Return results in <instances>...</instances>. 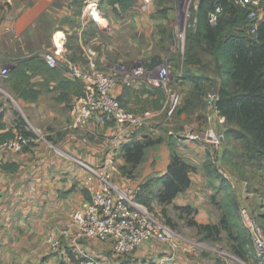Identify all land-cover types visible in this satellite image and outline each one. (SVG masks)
<instances>
[{
  "label": "crops",
  "instance_id": "obj_1",
  "mask_svg": "<svg viewBox=\"0 0 264 264\" xmlns=\"http://www.w3.org/2000/svg\"><path fill=\"white\" fill-rule=\"evenodd\" d=\"M81 1L88 3L101 0ZM139 4L137 0L128 10L120 9L119 14H116L112 6L108 4L110 12L107 15H101V19L111 29L120 28L125 23L126 26L121 29V32L126 33L128 24L135 27L147 23V15L144 13L127 15L130 9ZM0 6V71L3 56L29 59L30 52L36 47L41 50H51L54 47L52 35L56 33L73 31L80 33L84 30H92L91 21L89 22V15L92 12L90 11L89 15L86 14L85 4L80 11L75 0H0ZM92 24L102 31L106 27L95 18ZM66 48L69 50L68 55L71 59L84 63V60L79 59L80 44L77 45L78 51ZM98 65L100 66L99 63ZM32 66L34 63H30L29 68ZM44 67L47 68V65ZM53 69L60 70L62 75H46L51 83L50 90L41 91L38 86H33L40 90L36 101L19 97L31 113L32 118L28 120L31 121L29 124L32 127H41L47 123L55 127V130L66 129V135L56 140L59 141L58 143L52 142V139L38 137L35 145L23 152L0 148V183L2 185L0 189V264H78L69 252L68 238L59 234V229L65 225L71 211L79 207L88 197V191L84 186L87 171L73 160L72 156L95 167L106 165L116 177L115 179L136 196L144 184L148 185L147 192L159 191L162 187V177L167 173L171 153L176 152L192 166L189 173L191 185L179 193L171 205L192 206L195 220L200 224H218L221 221L226 196L222 197L223 200L219 198L224 191L218 190L221 185L220 178H214L212 185L210 183L205 167L209 152L205 145L192 141L186 136L178 137L180 133L175 135L172 130L169 132L170 136L163 133L152 137L157 143L148 149L145 160L137 167L134 176H130L122 169L126 164L124 157L126 143L118 138L116 125L102 126L92 121L86 130H74L71 127V112L66 103L60 100L63 90L60 88L55 90L54 87L64 77L75 78L67 74V68L62 63ZM37 72L32 76L33 83H37L36 80L42 78L38 76L42 74L39 69ZM34 76L38 77L34 79ZM1 77L0 74V79ZM173 86L177 90L184 88L181 104L183 108L193 91V85L190 83ZM163 90V87L157 83L140 77L132 86L119 85L115 94L131 110L149 113L154 117L161 115L164 111L165 98H162L160 92ZM1 92L0 85V104ZM4 112V121L8 128L15 129L17 123L14 121L11 110L6 109ZM179 113H181L179 117L183 125H179L175 130L176 133L188 126L195 132L209 123L216 126L227 125L221 123L216 115L210 120L206 106L199 108L196 104H191L188 110ZM142 139L143 137L138 135L134 141ZM228 143L238 149L241 147V142L238 140L228 141ZM13 163L18 164L16 169L3 168L4 164ZM251 194L249 193L250 196ZM149 197L153 196L149 194ZM151 205L161 207L155 198L152 199ZM260 208L257 215L262 220L264 202L261 203ZM237 218L239 222H242L240 213L237 214ZM55 230L62 243L58 248L53 249L48 244L47 238ZM82 245L89 254L99 258L103 264H155L163 256L170 255L166 245L155 241L144 243L131 254L117 253L108 239H84ZM211 260L212 257L205 256L200 251L189 253L179 251L167 264H218L216 259ZM259 263L264 264V258L260 259Z\"/></svg>",
  "mask_w": 264,
  "mask_h": 264
},
{
  "label": "trees",
  "instance_id": "obj_2",
  "mask_svg": "<svg viewBox=\"0 0 264 264\" xmlns=\"http://www.w3.org/2000/svg\"><path fill=\"white\" fill-rule=\"evenodd\" d=\"M136 1L101 0L99 7L107 2L112 6L113 11L119 14L120 9L128 10L135 5ZM75 3L82 11L83 1L75 0ZM218 7H221L222 11L218 15L217 23L212 24L209 18L210 13ZM185 45L184 78L193 85V91L186 100L185 106L183 108L180 106L178 112L188 110L191 104H196L199 108L207 107V93L213 87L217 89L220 94L218 107L227 124L226 139L241 142L240 149L224 148L219 156L220 162L230 164L237 170L241 178L248 182L249 190L260 193L264 200V21L259 23L256 33H251L246 8L237 6L230 0H199L195 11V27L187 31ZM202 55L211 57L212 71L217 75L216 79L191 72L192 66L203 64ZM36 58L41 57L36 56ZM145 62L149 67L158 64L154 59H148ZM29 66L28 60H19L5 80L13 83V88L20 97L36 101L40 90L29 83ZM203 66L206 69V65L203 64ZM160 92L162 98H165V93ZM82 93L83 91L78 95ZM4 117L5 112H0V147L5 141L14 138L17 133L26 136L35 135L21 120L17 122L16 130L9 129ZM156 143L157 141L149 136H144L139 141L126 143L124 173H133L145 160L148 149ZM29 148V146L25 147L24 151ZM17 167V163L3 165L5 169ZM205 167L211 185L214 178H220L221 185L218 190L229 186L227 185L229 180L219 175V165L210 157ZM191 170L192 166L176 152H172L167 173L162 177V187L154 193L147 192V184L142 185L136 195L137 200L147 207L151 206L153 198L161 207L173 204L176 196L191 185L189 175ZM149 194L153 197H149ZM239 207L240 201L236 195L227 196L224 212L218 224L198 223L194 217V208L190 205L175 208L187 212L191 216L189 226L196 227L199 235L206 239L220 235L223 230L228 231L230 238L237 243L235 251L245 257L249 250H252L253 245L250 235L237 218ZM164 214L165 217L168 216L167 211H164ZM262 220L264 224V218ZM168 221L172 223L170 218Z\"/></svg>",
  "mask_w": 264,
  "mask_h": 264
},
{
  "label": "built area",
  "instance_id": "obj_3",
  "mask_svg": "<svg viewBox=\"0 0 264 264\" xmlns=\"http://www.w3.org/2000/svg\"><path fill=\"white\" fill-rule=\"evenodd\" d=\"M150 2V0H144ZM237 6L246 8L250 20L251 33H256L259 23L264 21V0H230ZM221 7L210 13V22L216 24ZM93 14V11H92ZM94 18L99 21L97 17ZM54 36V49L44 54V59L50 67H58L61 63L67 68V74L83 83V93L77 95L71 108V127L74 130H86L90 122L107 126L114 124L118 127L117 136L121 142L134 141L138 135L147 136L142 131L147 127L151 117L149 113H139L128 108L115 94L119 85L132 86L136 79L147 77L157 83L164 90H168V68L160 64L149 67L146 62L135 63L128 69H104L98 65L95 52L86 51L84 63L71 59L66 48V37ZM16 65V64H15ZM6 64L0 74L8 78L15 67ZM220 94L213 87L206 95V104L211 120L215 115L221 123L226 124L225 117L220 114L218 100ZM180 105L179 94L172 96L169 114H173ZM226 125L216 126L209 123L192 132L186 137L199 142L207 148L209 157L219 165V171L232 182L235 176L223 170L220 158L226 144ZM28 130H31L28 128ZM34 130V129H33ZM35 131V130H34ZM36 132V131H35ZM178 137H183L179 135ZM36 135L26 136L22 133L5 141L0 148H8L16 152H23L36 143ZM110 142V141H108ZM78 164L87 171L84 179L88 197L83 203L73 209L65 225L59 229V234L69 240V250L78 264H103V262L87 252L82 245L84 239H108L113 248L120 254L134 253L146 242H159L169 248L170 255L163 256L155 264H167L174 259L177 252L186 253L198 251L203 247L202 241L190 240L180 231L171 228L162 218L139 202L133 193L123 187L106 166H92L91 164L72 156ZM248 184V182H245ZM2 185L0 183V189ZM239 213L243 227L250 235L252 245L257 256L264 258V224L259 216L245 201H240ZM53 249L61 245L57 231H53L47 238ZM217 252L216 250H213ZM235 258V257H234ZM260 264V263H259Z\"/></svg>",
  "mask_w": 264,
  "mask_h": 264
},
{
  "label": "rangeland",
  "instance_id": "obj_4",
  "mask_svg": "<svg viewBox=\"0 0 264 264\" xmlns=\"http://www.w3.org/2000/svg\"><path fill=\"white\" fill-rule=\"evenodd\" d=\"M198 2L199 0H150V2L139 0L140 4L130 9L127 15H142L144 13L147 15V23H142L140 26L136 25L135 27L128 24L130 28L128 27V31L123 33L121 29L125 28V23L122 24L120 28L113 27L111 29L108 28L101 19V15L104 16L110 12V7L107 2L102 3L99 7V2L90 1L84 3L85 9L87 10L86 14L88 13L87 15H89L90 11H97L100 18L99 22L104 27L106 26L104 30H99L93 26L92 21H94V15L90 14L89 22L91 21L92 30H84L80 33L74 31L71 33H61L67 38L66 47H68V49L78 51L77 45L80 44L79 59L85 62L87 58L86 51L92 49L95 52L98 63L103 68L113 67L128 69L131 65L143 63L148 59L156 60L162 67L163 65L165 67L169 65V88L168 90L162 91V93H165L163 102V107H165L164 111L161 115L151 116L148 120L147 127L142 131V134H147L149 137H157L163 133L170 136L169 132L171 130L174 132L173 134L177 135L180 133L183 137L194 132L190 126L186 127L183 131H178L177 133L175 131L178 129L179 125H183L181 124L182 119L179 117L181 113L178 112V109L180 106L182 107V91H184V88L181 87L177 90L173 85H189V82L184 78L183 70L186 59V34L189 29L195 27V11ZM92 3L95 4L91 6ZM56 34L52 35L53 46L54 36ZM61 34H59V36ZM51 46H49V48ZM53 49L54 47L51 50H41L36 47V49L30 52L31 56L29 59H25L30 63H34V66L30 67L28 70L30 81L32 80V76L38 73L37 69L42 73L38 75L42 76V78H38L36 80L37 83H33L32 81L30 83L29 81L32 87L38 86L41 91L51 89V83L46 78L47 74L55 76L59 74L62 75L60 70L51 68L44 59V54ZM36 56H40L41 58H36ZM201 58L204 61L203 64L206 65L207 71L203 64H197L191 67V72L195 75L211 76L213 79H216L217 75L212 71L213 63L211 57L202 55ZM19 60L24 59L3 56L1 59V68L6 64L14 66ZM45 65H47V68L44 67ZM38 76H34V79ZM144 78L153 82V80L147 77ZM5 79L4 77L0 79V85L2 87L0 112L10 109L16 123L21 120L26 123L27 128L31 129L40 139H52V142L58 143L59 141L56 140L66 135L67 130L63 128L60 131L55 130V127L47 123L41 127H32L31 124H29L31 121L28 120L32 118L31 113H29L16 90L13 88V83ZM80 83L81 81L79 80L64 77L60 83L55 84V90H59L58 88L63 90V92L61 91L60 100L66 103L70 111L75 99L74 96H77L83 91L82 83ZM174 94H179L180 105L173 114H169V105ZM46 112H48V110ZM175 135L172 136L177 138ZM235 144H237V142ZM229 145L227 139L224 148L235 147ZM222 167L225 172L235 176L236 179L234 180V186L230 180L228 181L227 185L229 186L223 188L224 191L219 195V198L223 200L222 197H224V195L227 197L236 194L239 201H245L256 214H259L261 210L260 205L264 202L261 194L249 190L248 184H245L247 181L242 179L239 172L233 169L230 164L224 162ZM134 173L135 171L127 174L134 176ZM219 175L225 177L221 171H219ZM249 193H252L251 196ZM149 209L162 218L171 228L180 231L185 237L190 238V240L202 241L203 247L198 251L205 256L212 257L211 261L216 259L218 264H259L260 258L255 251H253V248L249 250V253L245 257L237 254L235 251V245L237 243L230 238L228 231L223 230L220 235L206 239L199 235L196 227L189 226L188 223L189 220H191V216L184 210H177L172 205L165 207H159L158 205L157 207H153L151 205ZM164 211H167V217H165ZM168 218L172 220V223L168 221Z\"/></svg>",
  "mask_w": 264,
  "mask_h": 264
},
{
  "label": "bare ground",
  "instance_id": "obj_5",
  "mask_svg": "<svg viewBox=\"0 0 264 264\" xmlns=\"http://www.w3.org/2000/svg\"><path fill=\"white\" fill-rule=\"evenodd\" d=\"M92 5H94V4L92 3L91 6H92ZM93 15H95V17H97V19L100 20L97 11L94 10ZM58 36H59V34L57 35V38L59 39L60 37H63V34H61L59 37H58Z\"/></svg>",
  "mask_w": 264,
  "mask_h": 264
}]
</instances>
